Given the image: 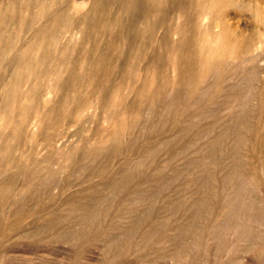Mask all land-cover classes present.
Listing matches in <instances>:
<instances>
[{"label":"bare ground","instance_id":"6f19581e","mask_svg":"<svg viewBox=\"0 0 264 264\" xmlns=\"http://www.w3.org/2000/svg\"><path fill=\"white\" fill-rule=\"evenodd\" d=\"M234 1L0 0V221L36 235L60 208L109 216L125 254L264 264V35Z\"/></svg>","mask_w":264,"mask_h":264},{"label":"rangeland","instance_id":"374dc122","mask_svg":"<svg viewBox=\"0 0 264 264\" xmlns=\"http://www.w3.org/2000/svg\"><path fill=\"white\" fill-rule=\"evenodd\" d=\"M86 1L90 0H75V2L79 3ZM235 1L237 6L230 5L226 8L228 23L230 25H234L236 22L243 24L246 27V33L252 37L258 34L264 35V0ZM243 1H251V3L257 1L258 11L262 15V20H258L254 17L252 8L241 9L238 7V4ZM86 3L88 4V2ZM80 123L82 122L70 127L72 132L79 129L80 126L78 125H80ZM262 146L264 148V145ZM157 150L158 149H152L153 152ZM153 152H151V157L153 156L152 159L154 160L155 157L158 159L159 156H155ZM148 158H150V156ZM158 192V195H162L161 190ZM96 206H92L94 209L95 207L98 208L95 209L94 213H97L96 210H104L108 213L114 210V207L110 205H106L104 209L99 205ZM152 206L155 207L156 204L153 205L152 203L151 208L137 209L132 212H130L131 207L129 209L126 208L124 213L127 216H131V230L135 227L140 228L146 225L148 221L147 215L149 216L151 215L150 213L156 211ZM132 210L134 209L132 208ZM57 211L60 217L56 220V224L54 225L56 227L55 230L51 231L47 228V223L45 222L43 223L44 229L42 232L39 233L38 231L36 235H31L33 232L32 226L28 224L27 220H19L16 223L19 228H25L27 233L24 234H20L8 226L10 219L0 221V226L3 228L2 231H0V264H207V262H204V259H202L203 250L197 251V247L192 245V247H189L192 248L191 250L189 249L190 251L187 249L188 252L182 249L180 252L181 254L179 253L181 258L178 257L177 251V254L175 252L174 254L170 251L169 247H165V243L155 244L150 247V249L148 248L139 254H125L120 250V246L126 241L127 234H123L122 237L120 235L119 241L112 242L109 241L110 235L108 233L102 235L101 238L99 237V231L106 225L109 216L105 218L100 214L102 218L98 217L94 220L82 222L76 215H69L65 209L59 208ZM104 211H101V213L105 214ZM118 226L119 229H121L119 230L118 227H116L112 230V234H122L124 232H121V230L126 231L125 228H128L125 222L124 225H122L123 227L121 225ZM162 227V225H156L152 228L160 231ZM152 228L150 231H152ZM92 234H94V236L90 237ZM171 253H173V257ZM183 253L184 255H182Z\"/></svg>","mask_w":264,"mask_h":264}]
</instances>
